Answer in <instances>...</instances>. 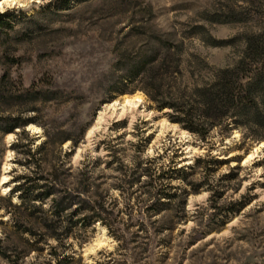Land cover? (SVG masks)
<instances>
[{"label": "rangeland", "instance_id": "obj_1", "mask_svg": "<svg viewBox=\"0 0 264 264\" xmlns=\"http://www.w3.org/2000/svg\"><path fill=\"white\" fill-rule=\"evenodd\" d=\"M0 13V179L11 163L0 264H264V147L243 163L264 139L220 128L184 136L147 92L148 69H181L163 75L167 94L235 65L245 36L264 29V0H42ZM136 93L140 111L86 138L104 104ZM48 176L61 188L33 206L79 194L65 215H88L81 201L97 200L112 228L65 221L53 232L17 193L10 204L19 182Z\"/></svg>", "mask_w": 264, "mask_h": 264}, {"label": "trees", "instance_id": "obj_2", "mask_svg": "<svg viewBox=\"0 0 264 264\" xmlns=\"http://www.w3.org/2000/svg\"><path fill=\"white\" fill-rule=\"evenodd\" d=\"M8 17L6 13H0L1 26L8 24ZM245 42V49L235 65L211 69L210 77L201 84L193 87L184 86L177 92L163 93L161 83L164 74L177 77L182 74L181 69L178 67L176 69H148L149 72L151 71L148 94L156 102L158 109H171L168 116L172 122L179 123L183 129L198 134L204 139L214 128L227 131L243 129L248 137L264 139V29L247 34ZM179 62L178 60L177 64ZM136 74H140V71ZM27 93L29 91L22 94ZM29 122L27 120L14 123L4 131L24 127ZM73 143L76 142L73 141ZM27 154L33 155L30 150ZM42 180L46 182H19L12 188L7 198L10 204L17 207V204L12 201V195L17 193L20 198L19 207L26 206L30 210V215L38 213L45 215L44 223L53 232H57V228L61 227L65 221L70 223L69 230L75 226L86 228L97 221L109 229L112 228L103 205L97 200L84 199L81 201L82 210L92 211L88 215L76 220L74 217L80 211L65 215V211L77 202L76 200L81 196L79 194L67 193L60 199L54 198L53 205L47 210L33 206L32 204L37 201L43 203L55 194L58 188H61V181L51 176L43 177ZM166 195V198L173 196L171 193H166ZM65 258L69 261L74 260L73 256Z\"/></svg>", "mask_w": 264, "mask_h": 264}, {"label": "bare ground", "instance_id": "obj_3", "mask_svg": "<svg viewBox=\"0 0 264 264\" xmlns=\"http://www.w3.org/2000/svg\"><path fill=\"white\" fill-rule=\"evenodd\" d=\"M40 2H42V0H0V10L3 11L6 7H19L22 9H30L34 5V3H40ZM142 102H143V96L136 93L133 95L124 96L123 99L121 100L114 99L104 104L102 108L98 111V114L95 118L93 125L88 129L86 133V138H89L88 140H90L97 131L101 129H106V126L108 124L107 123L108 118L118 117V119H120L124 116H128L129 114H131L130 116H133V113L139 110V107ZM150 113H152V111H150ZM163 125H168L173 128L178 127V124L170 123L166 120H164ZM28 128L35 133L41 132V128L34 125H30ZM179 130L180 132H182L184 136L189 135V132L186 129L179 128ZM12 136H13L12 134H8L9 139L12 138ZM263 147H264V141H261L256 145L254 151H252L251 153L245 156L243 163L245 164L248 161L252 160L255 157L257 150ZM196 151L197 149L193 147L189 149V152H196ZM10 164L11 163L8 162L4 163V173L2 174L0 179L1 185L4 188L5 192L9 190V188L5 186V184L8 183L10 180V176L6 174L8 173V170L11 168ZM104 235L105 232L103 231L102 236L96 238L95 244L90 247V250H93L96 247H100L105 243L106 237Z\"/></svg>", "mask_w": 264, "mask_h": 264}]
</instances>
